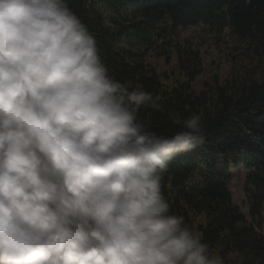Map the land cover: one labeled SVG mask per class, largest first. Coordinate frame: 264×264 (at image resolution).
I'll use <instances>...</instances> for the list:
<instances>
[{"label": "clouds", "instance_id": "obj_1", "mask_svg": "<svg viewBox=\"0 0 264 264\" xmlns=\"http://www.w3.org/2000/svg\"><path fill=\"white\" fill-rule=\"evenodd\" d=\"M162 97L116 80L68 0H0V264H225L164 173L205 140L155 131Z\"/></svg>", "mask_w": 264, "mask_h": 264}, {"label": "trees", "instance_id": "obj_2", "mask_svg": "<svg viewBox=\"0 0 264 264\" xmlns=\"http://www.w3.org/2000/svg\"><path fill=\"white\" fill-rule=\"evenodd\" d=\"M68 3L94 33L110 74L163 98L164 111H140L155 131L179 130L170 112L202 118L203 143L164 173L170 210L220 249L225 264H264V0ZM199 24L207 38H179V27ZM238 165L248 171L245 215L229 191Z\"/></svg>", "mask_w": 264, "mask_h": 264}, {"label": "rangeland", "instance_id": "obj_3", "mask_svg": "<svg viewBox=\"0 0 264 264\" xmlns=\"http://www.w3.org/2000/svg\"><path fill=\"white\" fill-rule=\"evenodd\" d=\"M207 29L203 24H199L197 26H189L186 28L179 27L178 34L180 39H190L193 36H199L201 38H207L209 35L206 32ZM125 48V47H124ZM127 50V48H125ZM248 171H246L241 165L234 167L230 170L229 175L231 176V184H230V192L232 195V203H235L240 207L243 215L247 214V205L244 203V191L243 184L245 181V177L247 176ZM263 234H264V226Z\"/></svg>", "mask_w": 264, "mask_h": 264}]
</instances>
